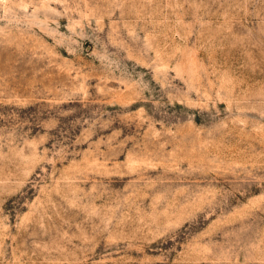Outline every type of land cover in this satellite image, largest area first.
<instances>
[{"label":"rangeland","instance_id":"rangeland-1","mask_svg":"<svg viewBox=\"0 0 264 264\" xmlns=\"http://www.w3.org/2000/svg\"><path fill=\"white\" fill-rule=\"evenodd\" d=\"M0 264H264V0H0Z\"/></svg>","mask_w":264,"mask_h":264}]
</instances>
